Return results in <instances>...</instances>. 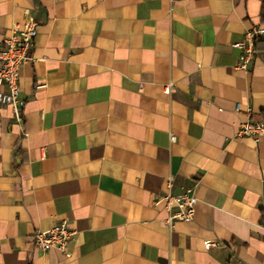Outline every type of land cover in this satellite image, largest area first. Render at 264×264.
<instances>
[{
	"label": "crops",
	"instance_id": "obj_1",
	"mask_svg": "<svg viewBox=\"0 0 264 264\" xmlns=\"http://www.w3.org/2000/svg\"><path fill=\"white\" fill-rule=\"evenodd\" d=\"M262 5L0 0V43L38 24L20 117L0 104V264H264V137L239 134L264 122V36L247 70L234 46ZM168 191L193 221L166 224ZM60 222L69 256L34 243Z\"/></svg>",
	"mask_w": 264,
	"mask_h": 264
},
{
	"label": "built area",
	"instance_id": "obj_2",
	"mask_svg": "<svg viewBox=\"0 0 264 264\" xmlns=\"http://www.w3.org/2000/svg\"><path fill=\"white\" fill-rule=\"evenodd\" d=\"M23 25H14L0 43V104L10 105L16 115L24 105L21 100V68L23 65L32 62V50L35 47V39L38 35L37 21L31 16L30 10L23 12ZM246 42L235 43L234 46L242 51L237 63L238 68L247 70L248 62L254 56V38L264 36V27L254 29ZM172 85L168 86L170 89ZM239 111L240 104L236 105ZM240 135L253 137L257 142L264 137V122L248 121L243 123L239 130ZM175 141L174 136H171ZM163 201L165 208L169 210V217L166 224L174 228L176 222H191L196 214L197 196L192 191H186L181 195H173L170 191L164 194ZM74 230L68 226L67 222L55 224L51 229L37 232L34 236V243L41 251L59 250L64 255L69 256L70 239ZM215 243L205 242V248L211 249Z\"/></svg>",
	"mask_w": 264,
	"mask_h": 264
},
{
	"label": "trees",
	"instance_id": "obj_3",
	"mask_svg": "<svg viewBox=\"0 0 264 264\" xmlns=\"http://www.w3.org/2000/svg\"><path fill=\"white\" fill-rule=\"evenodd\" d=\"M263 1V5H262V8H263V12H262V21L264 22V0Z\"/></svg>",
	"mask_w": 264,
	"mask_h": 264
}]
</instances>
